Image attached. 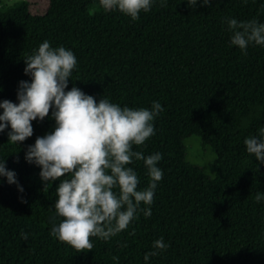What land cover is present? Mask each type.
Listing matches in <instances>:
<instances>
[{"label":"trees","instance_id":"obj_1","mask_svg":"<svg viewBox=\"0 0 264 264\" xmlns=\"http://www.w3.org/2000/svg\"><path fill=\"white\" fill-rule=\"evenodd\" d=\"M224 17L264 21V0H197L193 8L167 0L135 21L103 11L98 0L0 7V99L16 102L17 82L30 79L23 58L47 39L75 54L66 90L75 85L132 108L158 100L164 109L154 135L133 145L162 154L151 215L138 211L127 228L107 240L89 237L93 247L78 252L49 232L58 222L51 203L59 178L43 185L39 168L23 158L53 121H31L32 136L18 145L7 141V128L0 132V159L23 187L21 193L0 178V264H264V202L254 200L264 192V164L243 145L264 123V47L249 45L242 54L230 46ZM192 136L216 153L213 178L187 161L185 140ZM130 166L143 189V162ZM161 236L169 247L145 262Z\"/></svg>","mask_w":264,"mask_h":264},{"label":"clouds","instance_id":"obj_2","mask_svg":"<svg viewBox=\"0 0 264 264\" xmlns=\"http://www.w3.org/2000/svg\"><path fill=\"white\" fill-rule=\"evenodd\" d=\"M209 2L199 0L204 6ZM157 3L164 6L167 0H98L103 11L118 12L133 21ZM185 3L189 8L197 6V0ZM222 22L229 32V45L239 48L242 54L249 45L264 47V21L224 17ZM23 60V73L30 79L17 82L15 103L0 99V132L7 128V141L18 145L32 136L31 121H53L50 131L25 147L23 158L39 168L43 185L59 178L51 203L53 219L58 218V222L52 223L50 235L77 252L90 250L93 245L89 237L107 240L127 228L138 211L145 217L151 215L150 205L163 176L158 166L162 154L155 151L145 155L133 145L142 146L154 135L153 121L164 109L158 100L149 107L132 108L106 96L97 99L75 85L66 90L77 63L75 54L63 45L51 46L47 39ZM243 145L259 164H264V123L243 138ZM134 160L143 162L149 178L143 189L137 187L139 177L130 166ZM215 160L216 153L209 149L201 160L191 162L212 175L214 172L205 165ZM0 178L23 192L15 171L6 168L4 158L0 159ZM254 200L264 202V192L257 190ZM27 235L20 233L21 239ZM168 247L162 236L154 239L143 260L148 262Z\"/></svg>","mask_w":264,"mask_h":264},{"label":"rangeland","instance_id":"obj_3","mask_svg":"<svg viewBox=\"0 0 264 264\" xmlns=\"http://www.w3.org/2000/svg\"><path fill=\"white\" fill-rule=\"evenodd\" d=\"M24 0H2V3L0 4V7L2 5H13L15 3L21 2ZM185 145L187 147V161H189L190 163H192L191 161L193 160H201L203 158V156L208 152L209 147L207 146H203L200 142V139L198 137L192 136L188 139L185 140ZM217 159V156H216ZM216 161V160H215ZM215 161L206 164L205 167L209 168L210 172H214V174L210 175L207 171H205L204 167H201L200 165H198L199 167H201V169L203 170V172L205 173V175H207L208 177H214L215 176V168H214V163ZM194 164V163H193Z\"/></svg>","mask_w":264,"mask_h":264}]
</instances>
